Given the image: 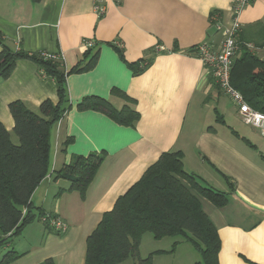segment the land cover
I'll use <instances>...</instances> for the list:
<instances>
[{
  "label": "crops",
  "instance_id": "obj_1",
  "mask_svg": "<svg viewBox=\"0 0 264 264\" xmlns=\"http://www.w3.org/2000/svg\"><path fill=\"white\" fill-rule=\"evenodd\" d=\"M103 4L105 11L98 15L94 0H0V32L11 48L57 54L65 69L87 49H98L91 69L66 77L71 108L52 128L49 173L30 198L45 214L59 216L67 229L55 232L35 218L6 245L21 253L12 264H38L46 258L55 264H83L86 238L103 213L164 151L182 152L185 171L226 193L227 202L219 207L201 199L220 239L218 264H264V137L257 127L241 125L232 101L228 108L221 101L226 94L192 50L202 43L219 48L222 35L215 24L219 19L227 25L231 0ZM239 20L237 37L245 38L264 61V44L257 45L264 0H251ZM141 60L149 64L134 75L127 63ZM114 87L134 99L139 118L133 126L119 125L99 111L76 109L87 95L120 108L125 102L110 93ZM45 99L57 102L53 78L30 59L16 60L11 74L0 78V122L10 137L14 121L8 104L20 100L36 112ZM67 137L72 141L64 145ZM93 152H104L105 159L81 198L67 190L68 180L54 175L75 156ZM164 242L156 251L171 247ZM160 254L152 256L153 264Z\"/></svg>",
  "mask_w": 264,
  "mask_h": 264
},
{
  "label": "trees",
  "instance_id": "obj_2",
  "mask_svg": "<svg viewBox=\"0 0 264 264\" xmlns=\"http://www.w3.org/2000/svg\"><path fill=\"white\" fill-rule=\"evenodd\" d=\"M258 25L262 37L257 45L262 46L264 22ZM245 40L242 36L237 37L230 83L251 108L264 113V61ZM0 47V78L11 74L16 60L30 59L45 75L53 78L58 98L55 103L45 99L36 112L20 100L8 104L14 121L12 132L18 143L12 142L10 132L0 122V264H12L21 253L13 248L6 249V245L35 218L41 219L45 215L40 208L32 205L30 198L49 173L52 128L71 108L66 77L91 69L98 59V49H87L76 64L65 69L60 60L46 59L39 52L28 53L11 48L1 32ZM115 50L123 58L121 50ZM192 50L196 52V47ZM148 64V60H141L128 62L127 66L136 75ZM209 77L212 79V76ZM110 93L125 103L117 108L106 98L87 95L77 102L76 109L99 111L119 125L133 126L139 118V112L133 106L134 99L115 87ZM217 120L220 121V117ZM71 141L72 138L67 137L63 144ZM182 158L180 151L162 152L141 177L116 198L112 208L103 213L87 236L83 264H120L128 258L133 260V264H152L153 254L162 251L151 252L146 257L139 255L141 237L146 232L156 240L174 237L177 241L191 244L200 257L195 264H218L220 239L215 225L201 206V199L219 207L227 202L226 193L204 184L198 177L185 171ZM104 159V152L77 155L56 171L54 178L68 180L67 190L77 191L84 198ZM61 192L62 189H59L55 196ZM38 264L55 262L52 258H46Z\"/></svg>",
  "mask_w": 264,
  "mask_h": 264
},
{
  "label": "built area",
  "instance_id": "obj_3",
  "mask_svg": "<svg viewBox=\"0 0 264 264\" xmlns=\"http://www.w3.org/2000/svg\"><path fill=\"white\" fill-rule=\"evenodd\" d=\"M250 0H231L230 20L227 25L217 19L216 28L221 32L222 40L217 50H212L206 43L196 47L197 57L203 62L207 75L212 76L220 89L232 100L243 123L257 127L262 137H264V113L251 108L243 99L242 95L230 83V72L233 56L237 50V33L241 27L239 15ZM94 11L102 15L105 11L103 0H94ZM163 49L157 46L156 50ZM46 59L61 60L59 55L39 52ZM41 220L55 232H64L67 229L66 223L57 215L45 214Z\"/></svg>",
  "mask_w": 264,
  "mask_h": 264
},
{
  "label": "rangeland",
  "instance_id": "obj_4",
  "mask_svg": "<svg viewBox=\"0 0 264 264\" xmlns=\"http://www.w3.org/2000/svg\"><path fill=\"white\" fill-rule=\"evenodd\" d=\"M221 101H223L227 106H231V101L227 95L221 98ZM224 104V105H225ZM241 125L248 127L243 122L239 121ZM11 139L13 143H18V139L16 135L12 132L11 133ZM67 225V224H66ZM177 238L172 237L171 240H175ZM171 240H155L152 238L151 234L146 232L141 237V245H139V255L141 257L148 256L149 253H151L153 250L156 251V249L162 248V243L166 244L164 241H170ZM177 241V240H175ZM166 251H162L160 255H156L155 264H195L200 257L196 250L193 249L191 244L181 241L175 243V246L173 247V243L171 244V247L166 246ZM173 249V250H172ZM154 255V254H153ZM120 264H133V260L131 258L123 260ZM153 264V259H152Z\"/></svg>",
  "mask_w": 264,
  "mask_h": 264
}]
</instances>
